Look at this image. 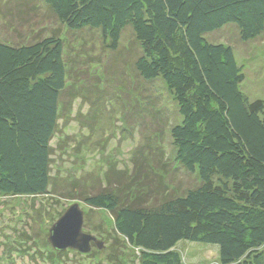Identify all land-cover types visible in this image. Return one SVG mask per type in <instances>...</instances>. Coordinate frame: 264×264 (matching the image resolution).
I'll use <instances>...</instances> for the list:
<instances>
[{"label": "trees", "instance_id": "obj_1", "mask_svg": "<svg viewBox=\"0 0 264 264\" xmlns=\"http://www.w3.org/2000/svg\"><path fill=\"white\" fill-rule=\"evenodd\" d=\"M43 1L66 32H94L105 50L116 51L130 28L140 48L134 72L145 82L161 81L174 101L180 121L170 127L173 159L198 184L150 201L108 174L97 187L77 180L55 188L51 140L61 118L66 124L71 114L73 98L65 102L62 95L77 68L64 38L52 34L14 45L0 41V196L42 197L54 205L79 200L105 211L109 237L136 250L137 264H185L176 249L182 240L217 246L218 264H264V100H249L240 91L243 74L232 48L207 37L234 26L242 42L256 39L264 31V0ZM90 120L92 129L98 121L95 115ZM24 234L3 235L0 243L18 246L17 256L32 264H66L69 254L83 256L53 250L38 233ZM97 236L109 242L101 232ZM98 250L92 246L90 253ZM7 253L0 252V264H16Z\"/></svg>", "mask_w": 264, "mask_h": 264}, {"label": "rangeland", "instance_id": "obj_2", "mask_svg": "<svg viewBox=\"0 0 264 264\" xmlns=\"http://www.w3.org/2000/svg\"><path fill=\"white\" fill-rule=\"evenodd\" d=\"M21 12H26L22 24L18 22ZM52 34L64 38L67 58L71 62L74 58L77 68L62 95L65 102L73 100L71 114L66 124L61 118L51 140V174L58 178L55 188L62 189L68 182L77 180L93 182L97 187L108 174L110 178L121 177L122 186L132 194L144 195V201H150L152 196L161 200L168 192L176 195L195 187L198 184L196 175L186 172L173 159L170 127L180 121L177 107L161 81L145 82L134 72L133 62L140 55V48L130 28L122 32L117 50L109 51L102 48L94 32H66L43 0H0V41L14 45ZM207 37L232 48L243 74L240 91L249 100H264V31L248 42L240 40L234 26H226ZM90 63H101V67L95 69ZM82 94L86 95V101ZM71 97L73 99L69 100ZM94 115L98 123L91 129L87 125L93 122L90 118ZM77 146L79 148L73 150ZM57 202L54 205L42 197L0 196V242H4L3 235L13 238L17 233H33L36 237L38 233L36 238L44 236L48 243L50 226L71 204L78 202L89 225L83 232L96 238H99L97 232H101L109 242L99 238L103 247L96 253H90L89 257L69 254L66 264H137L136 250L123 249L117 240L109 237L112 235L109 213L89 209L79 200ZM60 211L61 215L56 218ZM52 216L56 218L53 222ZM28 241L32 246V241ZM2 243L0 252L5 253V257L9 256V251L16 258V264H32L26 255L17 256L18 246L6 247ZM176 247L185 264H218L215 245L182 240ZM66 251L73 253L70 249Z\"/></svg>", "mask_w": 264, "mask_h": 264}, {"label": "water", "instance_id": "obj_3", "mask_svg": "<svg viewBox=\"0 0 264 264\" xmlns=\"http://www.w3.org/2000/svg\"><path fill=\"white\" fill-rule=\"evenodd\" d=\"M84 212L78 202L71 204L50 226L47 241L58 252L73 250L86 255L92 246L101 249L103 243L95 236L83 232Z\"/></svg>", "mask_w": 264, "mask_h": 264}]
</instances>
